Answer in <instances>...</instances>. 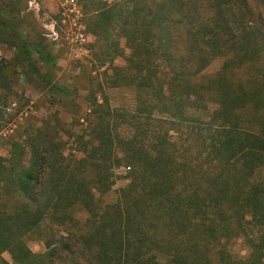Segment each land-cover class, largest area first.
I'll list each match as a JSON object with an SVG mask.
<instances>
[{"label":"trees","instance_id":"trees-1","mask_svg":"<svg viewBox=\"0 0 264 264\" xmlns=\"http://www.w3.org/2000/svg\"><path fill=\"white\" fill-rule=\"evenodd\" d=\"M100 4L91 31L107 44L115 33L132 50L121 81L137 91L139 118L170 127L158 148L138 140L144 122L128 139L96 126L80 159L56 152L52 139L25 140L17 145L29 152L0 157V264H66L75 255L85 264H255L264 251V75L240 80L238 90L228 75L264 63V0ZM20 11L18 0H0V45L16 49L33 75L70 97L37 68L34 52L44 63L54 59L22 37ZM219 57V74L195 81ZM184 125L199 127L182 132L184 150L197 148L196 157L172 150L170 133ZM123 161L134 164L130 183L103 206L96 192L112 188ZM76 207L86 211L84 223L74 220ZM48 223L60 237L34 253L26 237ZM239 237L250 247L246 258L229 249Z\"/></svg>","mask_w":264,"mask_h":264},{"label":"rangeland","instance_id":"rangeland-1","mask_svg":"<svg viewBox=\"0 0 264 264\" xmlns=\"http://www.w3.org/2000/svg\"><path fill=\"white\" fill-rule=\"evenodd\" d=\"M31 1L18 0L22 37L45 46L54 61L44 63L34 52L33 60L37 68L42 75L50 77L54 84L68 88L72 95L67 97L54 93L25 67L16 49L0 45V157L9 158L11 152L22 150L29 152L28 145L22 149L28 140L52 139L58 146L56 152L80 159L84 157V149L92 139L96 126L100 125L101 128L109 125L113 135L128 139L140 133L139 126L144 122L146 133L138 140L143 139L145 146L158 148L163 141L158 137L170 126L154 119L141 120L136 112V89L122 85L121 78L126 71L120 70L127 66L132 50L125 47V41L116 38L115 33H112L114 37L107 44L91 31L90 25L102 7L100 2L112 4L116 0H35L36 3L30 5ZM257 18V22H263L260 15ZM224 63V57L215 59L195 81L207 83L219 74ZM258 64V68L246 66L229 74L234 88L239 89L240 80L260 78V73L263 76L264 63L260 61ZM188 126H176L170 133L177 144L172 150L179 158L191 154L196 157L200 153L197 148L192 152L184 150L187 136L182 132L192 130L196 134L199 128ZM122 149V146L117 149L121 159ZM123 168L130 169L125 171ZM133 169L134 164L126 161L114 168L115 183L112 188L105 194L96 192L101 205L113 204L118 200L120 191L130 183ZM72 215L75 221L81 223L88 217L80 207H76ZM51 227V224H45L26 237L34 253L45 252L46 241L52 235L59 239V233ZM229 249L237 258H246L250 254V247L243 237L233 239ZM3 258L12 262L9 253H4ZM80 261L85 264L84 259L75 255L66 264ZM255 264H264V251Z\"/></svg>","mask_w":264,"mask_h":264},{"label":"built area","instance_id":"built-area-1","mask_svg":"<svg viewBox=\"0 0 264 264\" xmlns=\"http://www.w3.org/2000/svg\"><path fill=\"white\" fill-rule=\"evenodd\" d=\"M33 3H36V1H35V0L31 1V2H30V5L33 4ZM38 6H39V5H38ZM123 169H124L125 171H128V169H130V168H127V169L123 168Z\"/></svg>","mask_w":264,"mask_h":264}]
</instances>
